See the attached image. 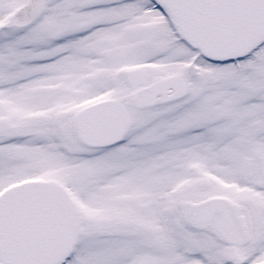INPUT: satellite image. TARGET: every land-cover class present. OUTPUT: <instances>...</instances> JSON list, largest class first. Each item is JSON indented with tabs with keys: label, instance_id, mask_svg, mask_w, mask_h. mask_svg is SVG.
<instances>
[{
	"label": "snow or ice",
	"instance_id": "snow-or-ice-1",
	"mask_svg": "<svg viewBox=\"0 0 264 264\" xmlns=\"http://www.w3.org/2000/svg\"><path fill=\"white\" fill-rule=\"evenodd\" d=\"M0 264H264V0H0Z\"/></svg>",
	"mask_w": 264,
	"mask_h": 264
}]
</instances>
